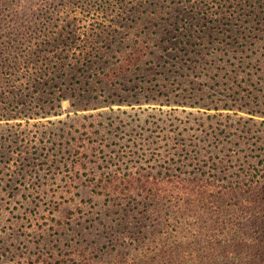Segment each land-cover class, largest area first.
<instances>
[{"label":"rangeland","instance_id":"374dc122","mask_svg":"<svg viewBox=\"0 0 264 264\" xmlns=\"http://www.w3.org/2000/svg\"><path fill=\"white\" fill-rule=\"evenodd\" d=\"M29 1L8 16L31 63L0 73V264H113L141 256V241L185 246L195 226L201 244L221 229L234 237L228 223L113 186L134 172L264 171V23L228 11L227 25L190 28L224 0H122L99 13L101 29L70 12L75 0ZM84 39L95 63L72 57ZM131 46L140 59L114 74Z\"/></svg>","mask_w":264,"mask_h":264},{"label":"trees","instance_id":"16d2710c","mask_svg":"<svg viewBox=\"0 0 264 264\" xmlns=\"http://www.w3.org/2000/svg\"><path fill=\"white\" fill-rule=\"evenodd\" d=\"M13 1L15 0H0V73L3 72L4 68L11 69L13 67L18 68V66H27L28 63H31L29 57L33 54L30 44L25 43L22 47L23 43L19 42L17 37L13 35V33H21L16 23V16H12V18L8 16L16 14L15 10L14 12L9 11L13 7ZM16 1L20 5L18 13L25 5L29 7L34 5L30 1L27 3V0ZM20 1L27 4H19ZM121 1L75 0L70 12L90 15L88 24L101 28L102 22L97 17L99 13H104L109 7L113 8V4H119ZM211 1L216 2L217 0ZM190 9L194 12L195 9H200V7L197 4H193ZM213 9L214 18L202 17L200 18L201 20L190 24V28L210 25L208 27L211 29V27H215V24L220 26L227 25L225 24V13H228V11L236 15V20H243V17H245V21L250 22L251 25H254L253 22L247 18H251L252 21L257 19L255 21L257 25L260 22L264 23V0H224L223 6ZM52 10H56V7H53ZM245 10L246 14L244 15L242 12ZM212 24L213 26H211ZM4 25L6 28L2 29L1 27ZM183 25L184 23L181 26ZM226 30L228 29L226 28ZM5 32L7 33L5 34ZM2 37L6 39L5 43L2 42ZM99 41L101 40H97L96 43ZM87 42L92 44V41L84 39V44L86 43L84 47L87 48L79 50L77 55L72 57L77 61L95 63L97 58L94 59V57L97 56L95 52H92L94 47L87 45ZM140 51V48L131 46L114 68V74L127 71L129 67L140 59ZM8 55L13 57V62L6 64L5 59ZM52 55H55V52ZM67 57L65 55L62 58L65 59ZM62 58L60 61H62ZM59 63L58 69L60 73H64V61ZM3 83L0 78V97L5 92ZM133 174L124 173L123 180L113 187L118 188L119 192L123 193L127 192L129 187L135 188L138 193L143 195L142 199L145 198L154 203L159 201L171 202L185 207L189 212H196L198 214L196 219L203 218L206 223L207 221L209 223L210 221L211 223H214V221L228 223L229 228L239 231L235 233L234 237L227 236L225 235L226 232L215 224L213 229H216V227L221 229L220 238L218 234H213L214 239L205 237V241L201 244V240L198 241L197 238L198 226H195L191 230L193 239L185 246L176 244L174 249L172 247L171 250H167L164 245L151 248L141 241L136 245V249L138 248L139 251L143 252L141 256L136 254V252L133 254L120 252L119 255L113 256V264H264V171L253 172L248 177L233 180L213 179L197 176L196 174L180 176V174L169 172L163 174L158 172L156 176L150 175L151 180H149V174H137V176H133ZM178 216L183 219L185 217L180 212L177 214V218L182 219ZM206 216L208 219L205 220ZM243 221L248 224L247 228L249 230L242 229ZM231 249L233 250L232 252ZM201 250L204 253H200L199 251ZM116 253L118 254V250L115 251ZM63 261L62 259L58 263H63Z\"/></svg>","mask_w":264,"mask_h":264}]
</instances>
